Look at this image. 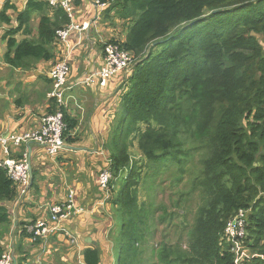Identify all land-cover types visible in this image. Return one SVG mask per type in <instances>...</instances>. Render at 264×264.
<instances>
[{"label":"trees","instance_id":"trees-1","mask_svg":"<svg viewBox=\"0 0 264 264\" xmlns=\"http://www.w3.org/2000/svg\"><path fill=\"white\" fill-rule=\"evenodd\" d=\"M108 3L105 14L113 11L124 24L120 43L134 56L107 139L112 174L107 193L122 215L117 250L128 253L119 264L139 262L136 243L145 212L137 203L140 183L163 173L179 182L196 154L191 187L200 191L202 204L188 233V251L165 245L156 264H264V0ZM13 8L9 1L2 5L1 23H10L6 12ZM32 13L39 14L35 38L16 41L14 35L21 27L27 31ZM16 20L18 25L3 34V60L15 68L50 60L56 30L70 22L62 8L44 0H27ZM53 110L51 105L48 113ZM62 112L63 138L69 143L76 120ZM133 145L144 163L132 160ZM17 195L0 169V238L11 226L9 209L2 203ZM238 209L249 212L242 241L247 254L236 256L230 243L220 245V240L226 221ZM22 235L30 237L24 228ZM4 251L0 245V255ZM99 255L97 248H87L85 264H99ZM15 259L16 264L24 260Z\"/></svg>","mask_w":264,"mask_h":264},{"label":"crops","instance_id":"crops-1","mask_svg":"<svg viewBox=\"0 0 264 264\" xmlns=\"http://www.w3.org/2000/svg\"><path fill=\"white\" fill-rule=\"evenodd\" d=\"M6 1L14 8L6 12L10 23L0 22V135L3 136L36 129L51 105L54 108L47 96L51 89L47 72L56 60L67 61V84L70 85L99 69L103 63L104 42L121 37L118 35L119 19L114 17L113 11L105 14L109 3L102 8L94 5L93 0H75L72 21L87 23L88 27L71 31L65 42L54 41L50 60L36 61L28 68L10 67L3 60L7 41L3 34L18 25L17 14L25 9L27 0H0V9ZM38 19L39 14L32 13L27 31L21 27L14 35L16 41L35 38ZM122 39L124 41L125 37ZM124 79L123 74H118L108 79L103 87L77 85L66 90L63 111L76 120V125L69 133L74 139L69 143L64 139V147L58 155L51 157L44 147L34 143L12 150L11 155L16 158L22 152L28 154L32 179L25 195L2 203L9 209L11 226L9 233L0 238V245L13 257H23L22 264H85L83 251L87 248L98 249L99 264L113 263L118 217L112 197L104 194L96 177L110 160L107 139L118 112ZM70 192L75 210L58 223L60 230L38 237L36 241L22 235V228L26 232L25 227L32 223L50 225V206L65 201ZM62 229L68 231L74 243Z\"/></svg>","mask_w":264,"mask_h":264},{"label":"built area","instance_id":"built-area-1","mask_svg":"<svg viewBox=\"0 0 264 264\" xmlns=\"http://www.w3.org/2000/svg\"><path fill=\"white\" fill-rule=\"evenodd\" d=\"M51 7H60L64 10L70 18V22L55 32L56 42H65L71 31H82L88 27L87 23H74L72 21L73 12L72 6L75 0H44ZM108 0H93V4L99 7H105ZM102 66L84 76L81 79L74 80L72 84L68 85L69 66L65 59L56 60L47 76L51 82V89L47 96L53 101L54 110L43 115L40 118L39 126L34 130H23L20 132H13L7 135H0V169H3L7 177L13 182L18 192V195H25L28 191L30 182L29 176V156L26 152H22L19 157H13L12 150L14 148L25 146L30 143L38 144L44 147L47 154L51 157L56 156L64 147L63 133L66 125L63 119L62 109L64 107V96L66 90L77 85H92L98 84L103 87L111 77L118 74H123V78H127L131 72L134 64V56L131 52L122 47L118 41L104 42L102 53ZM110 162V161H109ZM109 162L99 170L97 174L98 186L104 191L107 196L108 183L111 180V171ZM73 194L70 192L67 199L62 202L54 203L49 208V222L32 223L27 225L26 232L30 235L31 241H36L38 237L45 234L54 233L60 230L58 226L61 220L67 218L74 207L72 204ZM247 213L248 209H238L227 221L224 226L223 238L230 243V250L235 254H239L242 241L247 236ZM55 223V226H51ZM59 227V228H58ZM65 236L71 243L74 239L68 235V231L62 229ZM13 254L10 251H4L0 255V264H16ZM16 260V259H15Z\"/></svg>","mask_w":264,"mask_h":264},{"label":"rangeland","instance_id":"rangeland-1","mask_svg":"<svg viewBox=\"0 0 264 264\" xmlns=\"http://www.w3.org/2000/svg\"><path fill=\"white\" fill-rule=\"evenodd\" d=\"M118 27V35L121 37L116 40L123 42L122 38L125 37L126 29L121 21H118ZM129 151L132 154V160L137 161V165L145 162L135 145L129 147ZM197 158L198 155L196 154L192 164H185V171L179 182L171 180L167 173H163L158 179L140 183L137 203L145 212L142 211L141 213L140 218L144 222L140 221L139 240L136 243V251L139 252L137 255L138 264H156L158 251L165 245L181 251H188V233L193 225L196 209L202 204L200 191L191 187V182L197 173ZM175 169L176 167H171V170L175 171ZM143 171L146 170L143 169ZM109 196H111L110 192ZM171 213L172 215H170ZM116 214L118 217L116 221L121 224L122 215L117 211ZM222 238L223 235L220 245L223 242H232L224 238L222 240ZM126 242L127 244L130 242V236H126ZM241 245L239 254H247L243 249V242ZM244 247L249 251L246 246ZM127 256V251L114 249L112 251V264H119L120 259L127 258ZM237 259L236 257V261Z\"/></svg>","mask_w":264,"mask_h":264},{"label":"water","instance_id":"water-1","mask_svg":"<svg viewBox=\"0 0 264 264\" xmlns=\"http://www.w3.org/2000/svg\"><path fill=\"white\" fill-rule=\"evenodd\" d=\"M28 172H29L30 179H32V169H31V163H30V161H29V169H28ZM14 261L16 262L15 259H14Z\"/></svg>","mask_w":264,"mask_h":264}]
</instances>
